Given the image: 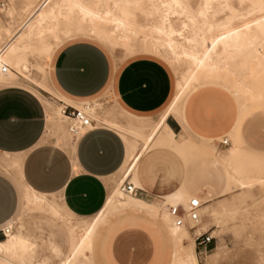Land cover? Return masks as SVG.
Wrapping results in <instances>:
<instances>
[{
	"label": "crops",
	"instance_id": "1",
	"mask_svg": "<svg viewBox=\"0 0 264 264\" xmlns=\"http://www.w3.org/2000/svg\"><path fill=\"white\" fill-rule=\"evenodd\" d=\"M162 59L154 54L139 53L115 64L100 43L75 38L55 50L48 68L51 67L53 88L65 99L89 101L109 90L119 112L151 118L152 113L161 109L156 117L159 118L176 92V78L173 82L167 61ZM243 112L230 90L223 85L210 84L193 90L181 114L171 113V121L168 116L165 124L176 134L185 131L193 140L186 145L191 148L204 150V144L214 145L206 140L228 134L241 150L255 152L261 139L255 129L256 118L243 117ZM62 116L52 101L33 89L15 81L0 84L1 158L7 152L17 158L21 156L17 166L21 168L24 184L40 194H58L66 209L74 215L95 213L93 217L105 208L110 195L118 189L128 145L118 129L97 119L95 126L79 136L75 143L69 142V131ZM48 122L54 126L55 141L45 135ZM219 140L222 146L232 143L229 139L225 145ZM218 153L221 152L218 150ZM220 162L224 168L219 166ZM226 167L223 158L213 153H197L186 160L176 148L160 145L144 152L127 178L142 188L134 196L155 204L161 214L167 210L166 203H170L168 196L179 188L200 196L203 199L201 209L207 206L209 203L205 202L219 190L213 182H220L221 193L227 191ZM18 207V186L0 165V228L13 223L9 220ZM202 222L201 212L196 231ZM190 225L191 221L185 216L182 226L187 229L186 237L190 236L195 243L197 253L199 246ZM177 244L161 215L155 218L128 209L110 215L93 244L92 257L98 264H173L172 251ZM0 264L12 263L0 261Z\"/></svg>",
	"mask_w": 264,
	"mask_h": 264
},
{
	"label": "rangeland",
	"instance_id": "2",
	"mask_svg": "<svg viewBox=\"0 0 264 264\" xmlns=\"http://www.w3.org/2000/svg\"><path fill=\"white\" fill-rule=\"evenodd\" d=\"M4 1H6V5L0 9V45L4 44L8 38L9 32L7 30L16 31L19 29L30 16L34 8L41 3L40 0ZM253 1L254 0H243L241 6L246 11L250 10ZM233 2L237 6L240 3L239 0H233ZM215 6L217 8L221 7L226 11L221 10L219 13L220 18L225 19L231 13L220 1L216 2ZM263 13L264 11L255 9L245 17L238 18L236 23L254 20ZM186 19L187 18L182 19L176 16L174 22L180 25V23ZM68 22V18H62V29L69 24ZM141 23L143 27L135 33L130 30L121 32L113 31L114 25L109 22H98L96 24V32H91V23L76 18L74 23L75 28L79 29L83 34L69 39H65L63 31H60L59 35L64 39L62 43L75 38H88L100 43L107 50L112 61L116 64L126 58L134 56V54H150L146 51L147 46H149L148 44L159 43L163 47H166V35L152 29V24L147 20H142ZM100 34H104L105 37H97V35ZM121 34H128L130 39L126 40L120 37ZM45 38L46 41L51 44L50 50L46 51L43 42H41L39 38L33 37L32 46L25 53L28 68H22L20 65L17 66V64L10 65V75H0V79L4 80L1 81L0 84L14 83L15 81L16 84L24 85L31 90L33 89L43 98L52 101L58 107V111L61 112L63 102L71 103L74 101L65 99L64 96L53 88L50 74L51 67L48 68V65L51 66L53 54L62 43L57 45L55 39L50 37L49 34H46ZM168 55L172 58L171 53H168ZM166 61L171 65L170 66L164 61L171 71L173 82L175 78L176 81L177 77L181 78L182 74L186 73L191 67V64L186 59H182L178 62L172 60ZM233 67L234 66H220L218 73L223 76L229 74L233 79L240 81V94L238 95L234 91L232 93L236 96L241 109L244 111L243 117L255 116V129L261 139L256 145L255 152L253 151L251 154L241 150L236 145L234 138L230 137L228 134H226V136L230 141L232 140L229 146L219 145L218 140L223 136L213 139L212 143H214L216 149L221 152L226 166L232 172L238 170L243 176H256L264 180V79L257 75L254 70L245 72H237L236 70V72L230 74L228 71ZM195 89L192 88L187 92L182 102L183 106L188 95ZM230 97L232 98V95H230ZM81 102H74L73 104L79 105ZM86 102L91 106L89 111L92 119H97L100 123L111 125L118 129L126 139L127 144H135L136 152L139 151L145 143L147 136L152 130V123L158 119L156 117L161 110L152 113L150 115L151 118L133 116L123 111L119 112L117 110L118 106L114 95L109 90L101 92L99 95ZM242 105L244 108H242ZM92 107H96V111ZM62 118L64 117L62 116ZM63 121L66 127V122L65 120ZM168 121H171V116H169ZM45 135L51 140H56L54 126H52L50 122L47 123ZM243 143L244 145L249 144L247 141L246 144L245 142ZM157 146L160 145L152 144L147 151ZM204 150L184 146L182 149H177V152L178 154L180 153L183 159L185 157L187 160L197 153H210V149L207 147L204 148ZM1 156L2 154H0V165L4 168V171L13 178L19 189V207L15 216L9 220L13 222L11 234H18L26 238L28 245L25 251H19L16 256H8L3 253L2 256L5 259L2 260V258H0V261L12 264H61L72 252V225L78 227L76 234L79 236L84 225L93 220L94 216L92 217V215L95 213L85 216L72 214L66 209L58 194L51 196L47 195L49 204L45 203L43 205H38L29 203L28 196L31 194V188L24 184L21 168L17 166L21 160V156L17 158L15 154L9 152L5 153L2 158ZM127 165V163H124L123 167H127ZM219 166L224 168V164L221 162ZM120 174L123 177V169L120 170ZM213 184L218 186L219 190L216 191L212 198L205 202V204L209 203L213 206L216 204L215 207L219 209L223 205H226L227 210L236 207L237 211L235 214L228 211L222 213V216L220 214L219 221H221L218 225H212L208 229V232L213 235V240L207 245L208 249L206 251H199L197 248L196 255L198 263L264 264V181L263 183L257 182L251 190L246 193L237 186L221 193L220 182L215 181ZM118 191H120L119 188ZM51 205L57 208L58 213L52 211ZM124 211L118 212L111 208L110 212L107 214L106 220L102 221L97 227L94 243L99 235L100 229L109 221L110 215H117ZM153 217L157 218L158 216ZM202 217L208 220L207 212H204ZM212 229L215 231L213 232ZM172 237L175 239L174 236ZM6 238L7 237H2L0 240ZM92 248L93 252H90L91 255H80L78 257L79 259L77 258L75 261V264H81L83 261L98 264L96 259L92 257L94 254V245ZM85 257L88 260L85 259ZM172 261L174 262V259Z\"/></svg>",
	"mask_w": 264,
	"mask_h": 264
},
{
	"label": "bare ground",
	"instance_id": "3",
	"mask_svg": "<svg viewBox=\"0 0 264 264\" xmlns=\"http://www.w3.org/2000/svg\"><path fill=\"white\" fill-rule=\"evenodd\" d=\"M218 1L231 11L225 19L219 17L221 10H225L215 6ZM239 1L237 6L233 0H44L43 3L41 1L34 8L19 29L16 31L7 30L9 32L8 38L4 44L0 45V75L9 76V66L12 64L20 65L25 69L28 68L25 53L32 46L33 37L39 38L44 44V49L48 51L51 44L46 41V34L53 37L57 45H60L64 40L59 35L60 31L64 32L65 39L83 34L75 28L76 18L91 23V32H96L98 22H109L114 25L113 31L130 30L135 33L143 27L142 20L149 21L152 24L151 28L166 35L167 39L166 47L159 43L148 44L146 51L175 62L186 59L191 67L182 74L181 78L177 77L176 94L168 108L152 123V130L141 149L136 152L135 144H127L128 155L125 164L128 165L122 169L123 177L128 176L162 128L163 130L158 135L155 145H169L180 149L189 143H193L185 131L176 134L165 124L171 113L181 114L183 99L190 89L219 84L231 92L240 94V81L233 79L229 74L220 75L218 73L220 66H234L229 69L230 74L236 70L237 72L254 70L257 75L264 79V13L259 15L260 17L253 18L254 20L236 23L238 18L245 17L255 9L264 11V0H254L250 6L251 9L247 11L241 6L243 0ZM176 16L187 19L179 25L174 22ZM62 18L69 19V24L63 29L61 26ZM97 37L104 38L105 35L100 34ZM120 37L126 40L130 39L128 34H121ZM168 53L172 54V58L169 57ZM6 64L8 67L5 68L4 65ZM89 107L91 108V106ZM92 108L96 111V107ZM242 108H244L243 105ZM68 138L69 142L75 143L79 136L74 137L68 132ZM212 141L206 140V142ZM206 147L210 149V153L222 157L215 145L207 146L204 144V148ZM246 152L251 154L249 151ZM227 175L229 182L225 190L237 186L246 193L257 182L263 183L264 181L263 178L256 176H243L238 170L232 172L228 167ZM127 194L116 189L110 195L105 208L95 215L91 222L84 225L79 236L76 234L78 227L72 225V252L61 264H75L80 255L87 256L90 254L97 227L106 220L111 208L118 212L134 209L151 216L159 217L161 215L169 233L175 237L178 243L172 251L173 264H199L195 252V243L191 240L192 238H189L190 236L186 237L188 235L187 229L182 224L173 223L167 210H163L160 214L155 204L137 199L134 194ZM191 196H196L203 201L200 196L189 193L185 188H179L172 192L168 196V200L170 203L182 202L185 204ZM28 202L38 205L49 204L47 195L32 189L28 196ZM215 205L208 204L202 209L200 208L202 214L207 212L208 220L202 217L203 222L198 231L207 230L212 225H218L221 221H219L220 214L222 216V213L227 211L235 214L237 211L236 207L227 210L226 205L220 209ZM51 208L52 211L58 213L56 207L51 205ZM5 237L7 238L0 240V258L2 260L5 259L2 256L3 253L8 256H16L19 251L26 250L28 245L26 238L18 234H11V231ZM85 259L87 258L85 257ZM81 264L92 263L83 261Z\"/></svg>",
	"mask_w": 264,
	"mask_h": 264
},
{
	"label": "built area",
	"instance_id": "4",
	"mask_svg": "<svg viewBox=\"0 0 264 264\" xmlns=\"http://www.w3.org/2000/svg\"><path fill=\"white\" fill-rule=\"evenodd\" d=\"M42 0H40L41 2ZM44 0L42 1V3ZM6 5V1L0 0V9ZM8 67V65H4ZM5 71V70H4ZM89 103L82 101L79 105H73L67 102H63L61 112L65 118L66 128L74 137L81 136L89 129L95 126V120L91 118L89 111ZM219 142L227 145L229 138L227 136L222 137ZM128 176H124L118 182V188L123 193L136 194L138 190L142 188L138 187ZM167 211L176 225L184 224V217H188L191 221L190 227L194 232V240L199 246V251H206L207 245L213 240V235L207 230L196 231V227L201 219L200 208L202 205L201 200L196 196H191L186 203H166ZM12 230V223L4 225L0 228V236L5 237Z\"/></svg>",
	"mask_w": 264,
	"mask_h": 264
}]
</instances>
